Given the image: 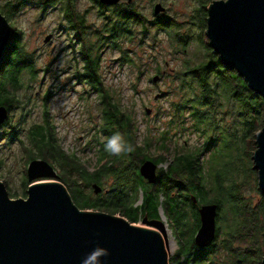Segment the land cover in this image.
I'll return each instance as SVG.
<instances>
[{"label":"rangeland","instance_id":"obj_1","mask_svg":"<svg viewBox=\"0 0 264 264\" xmlns=\"http://www.w3.org/2000/svg\"><path fill=\"white\" fill-rule=\"evenodd\" d=\"M9 1L11 0H0L2 8L0 13L6 17L14 34L16 30H21V41L26 51L32 53L36 68V76L33 80L32 75L27 71L22 73L21 79L26 85L17 91L20 99L22 98L21 103L9 112L11 116L9 124L0 127V180L4 182L12 198L27 197L28 187L23 185V177L33 152L40 154L39 150H28L30 147L33 148L30 129L36 124L44 123L45 110L51 117L46 130L47 138L48 130L55 131L54 134L66 152H74L80 157L88 171L93 172L97 168L96 162L100 152L97 142H104L106 137L100 132L103 122L96 92L92 91L91 85L86 80L75 76L78 71L80 74L84 73L85 63L81 55L83 42L87 47L93 45L94 50L98 49L100 80L120 105L129 107L133 111L139 141L148 138L153 142L154 146L149 151L152 155L166 153L167 161L161 168L168 169L175 156L191 153L201 147L205 136L202 132L191 128L193 120L186 119L185 123L189 129L182 131L177 123L184 115L177 118L175 111H169L168 108L171 102L180 99L179 77L183 64L190 60L193 64H197L205 57L202 44L207 41L205 32L208 16L205 17L204 11L197 16V8L202 0H132L133 8L148 21L147 38H142V29L137 25L134 32L136 37L131 41L123 42L120 50L114 49L108 42H103L99 46L96 33L103 30L105 21L103 16L99 15L100 6L98 5L97 8L94 0L71 1L74 12L79 13L78 16L83 19L86 28L84 30L86 40L82 41H79L68 26L62 0H26L14 13L10 12L12 15L8 17L4 6ZM47 1L49 2L45 3ZM155 2L162 3L168 9L158 21L153 17L152 12ZM110 15L107 11L104 16ZM158 22L160 27H157ZM48 34H52V38L46 43L44 38ZM170 35L175 38V43ZM122 57L130 58L131 62H124ZM156 68H159L160 73ZM156 74L160 75V79L154 83L152 78ZM147 108L151 110L149 114L146 112ZM160 111H164L165 115L159 116ZM222 116L224 120L221 119ZM218 118L220 122L229 126L237 120V116L231 113L218 115ZM246 128L244 126L243 131ZM164 132L167 133V139L165 152H162L156 146H159V140ZM239 147L243 152H247L245 144ZM207 153L209 156L210 152ZM253 153L254 148L249 153V158L242 155L245 158L243 166L246 170L238 177L245 179L246 182L244 186H240L241 193L238 190L235 192L228 190L219 194L217 237L213 241L218 246L221 245L225 234L235 228L238 229L242 217H235V212L240 208L246 211L245 216L250 215L255 219V235L261 238L262 234L264 235V194L257 186L258 173L254 169ZM53 166L59 174V168L55 164ZM74 178L84 188L87 196L93 199L100 198L103 202L109 199L110 190L115 184L114 177L101 176L98 184L102 187V191L100 194H95L91 187L92 183L86 186L77 175ZM40 180L59 181L57 178H40ZM61 183L71 191L69 183ZM223 184L228 185L227 180ZM207 195L212 197L215 192H207ZM141 196L140 193L136 205L141 203ZM160 199L164 200V196L161 195ZM159 212V220L165 224L168 264H181L188 256L180 255V243L171 220L162 207L159 208ZM115 213L124 217L120 211ZM186 213L190 216L184 220L186 225L189 224L185 228L184 239L187 243L192 239L194 244L197 230L194 231L192 227L194 226L193 209L188 204ZM144 217L147 216L142 215L139 221L133 224L154 228L142 222ZM261 245L263 246V240ZM197 254L201 256L203 253ZM261 255L260 247L252 250L248 264H261ZM218 257H221L220 254Z\"/></svg>","mask_w":264,"mask_h":264},{"label":"trees","instance_id":"obj_2","mask_svg":"<svg viewBox=\"0 0 264 264\" xmlns=\"http://www.w3.org/2000/svg\"><path fill=\"white\" fill-rule=\"evenodd\" d=\"M62 1L68 26L80 39L79 41L86 40L83 19L78 16L79 13L74 12L72 0ZM25 2L26 0L9 1L4 6L8 17L12 15L10 12L14 13ZM94 2L99 4L97 0ZM100 8L99 15H103L105 20L118 17L125 22H119L117 26L105 24L103 30L96 33L99 46L103 42H108L114 49H122L123 42L131 41L136 37L134 32L137 25H140L142 29V38H147L148 21L135 9L129 11L127 8L114 5H100ZM107 11L111 14L110 16H104ZM163 30L167 32L166 29ZM170 37L175 43V38L171 35ZM21 39V30H16L15 34L12 30L9 46L5 49L0 61V105H5L9 112L21 103L22 98L20 99L17 91L26 85L22 82V73L27 71L32 75V80L36 76L34 57L32 53L26 51ZM206 40L204 45L202 44L205 55L203 60L197 64H193L192 60L183 64V70L179 77L181 81L180 99L171 102L168 108L169 111H175L177 118L184 115L177 123L182 131L189 129L185 122L190 118L193 120L191 128L202 132L205 138L201 147L191 153L175 156L168 169L161 168L155 184L150 185L145 181L138 171L139 165L147 159L153 160L157 164H163L167 161L166 153L152 155L149 151L154 146L153 142L148 138L139 141L133 111L129 107L125 108L120 105L119 101L117 102L113 98L112 93L103 86L98 72V49L94 50L93 45L87 47L84 42L81 48V55L85 63L84 73L80 74L78 71L75 76L78 79L86 80L91 85L92 91L96 92V99L99 101L101 109L103 123L100 132L106 137V140L97 142L100 151L96 162L97 168L93 172L88 171L80 157L74 152H66L54 134L55 131L48 130L47 138L46 130L51 119L47 110L43 113L44 123L36 124L30 129L33 148L30 147L28 150H39L40 154L33 152V157L29 161L42 158L51 162L52 165L55 164L60 170L57 180L64 184L69 183L71 186L69 193L81 209H96L110 214L120 211L122 216L131 223H137L142 215L160 219L159 208L162 207L178 236L181 247L180 255L188 256L181 264L190 262L193 264H248L252 250L260 247L261 256H264V235L262 234V238L255 235V219L250 215L245 216L246 211H243L242 208L235 212V217H242L238 229L235 228L227 235L225 234L221 245L218 246L214 242L207 248H199L193 244L192 239L188 243L184 239L185 228L189 226V224H185L184 220L190 216L186 213L187 204L193 209L192 224L194 226L192 227H194V231L200 226L198 205L191 204L190 193L195 194L201 203L217 204H219L221 192L238 190L241 193L240 186H244L246 182L245 179L238 177L243 175L246 170L243 166L245 158L242 155L249 158V153L253 148L255 152L256 133L262 130L264 125V99L262 96L248 88L247 83L234 69L226 68L219 56L213 52L207 37ZM122 60L131 62L128 57H122ZM156 70L160 73L159 68ZM225 113L237 116V120L232 122L231 126L220 122L218 118V115ZM161 115H165L164 111L159 112V116ZM221 119L224 120L223 116ZM10 120L9 113L8 119L3 125L7 126ZM244 126L247 127L245 131H243ZM117 134L121 136L124 148L119 154H113L105 150V145L110 138ZM215 134L217 136H214ZM166 139L167 133L164 132L159 140V146H156L162 152H165ZM241 144L246 145L247 152L241 150L239 147ZM207 152H210L209 156ZM76 175L85 182L86 186L93 182L98 183L101 176L114 177L115 184L110 190L109 199L103 202L98 198L93 199L87 196L84 193V188L74 178ZM226 180L228 185L223 184ZM23 185L26 187L29 185L26 172L23 177ZM175 188L178 189V195L172 196ZM207 192H215V195L208 197ZM140 193L142 194L141 203L136 205ZM122 194L128 197L122 200ZM161 195L164 196V200L160 199ZM10 197L12 198L11 195ZM262 240L263 246L261 245ZM198 252L203 254L199 256ZM219 254L221 257H218Z\"/></svg>","mask_w":264,"mask_h":264},{"label":"water","instance_id":"obj_3","mask_svg":"<svg viewBox=\"0 0 264 264\" xmlns=\"http://www.w3.org/2000/svg\"><path fill=\"white\" fill-rule=\"evenodd\" d=\"M118 1L99 0L103 5ZM164 10L161 3L153 9L155 14ZM207 15L205 34L213 52L264 99V0H214L208 5ZM11 33V25L0 13V61ZM51 38L52 34L46 35L44 42ZM159 79L156 74L152 81ZM146 112L151 110L147 108ZM8 116V108L0 105V127ZM255 144L252 160L258 187L264 194V125L256 133ZM159 166L147 159L138 171L153 184ZM26 173V198H11L0 180V264H168L162 220L144 217L142 222L154 227L147 228L120 215L81 209L61 182L40 180L58 178L54 166L44 159L32 160ZM91 187L95 194L102 190L97 182ZM192 200L196 202L195 197ZM217 212V203L199 207L195 246L207 248L215 240ZM97 250L103 254L91 259Z\"/></svg>","mask_w":264,"mask_h":264},{"label":"flooded vegetation","instance_id":"obj_4","mask_svg":"<svg viewBox=\"0 0 264 264\" xmlns=\"http://www.w3.org/2000/svg\"><path fill=\"white\" fill-rule=\"evenodd\" d=\"M98 1V3L99 4H97V2H94L95 3V5H96V7L98 8V5L100 6V5H103V4H101L100 2H99V0H97ZM214 0H211V1H209V2H204L203 0H202V2L198 5V8H197V16L202 12V11H204V13H205V17L206 16H208L207 15V8H208V5L211 3V2H213ZM133 2V1H132ZM132 2H128V0H119L116 4H114V6H117V7H121V8H127L129 11H131V10H133L134 8V4H132ZM154 4H157L156 2L154 3ZM162 4V3H161ZM106 6V5H105ZM112 6V5H111ZM155 6V5H154ZM163 6V5H162ZM104 7V6H103ZM164 8H165V10L164 11H161L160 13H158V14H155L154 13V11H153V9H152V12H153V17H156L155 19L158 21L159 19H161L160 17L162 16V14H165L167 11H168V9L165 7V6H163ZM101 8L99 7V10H100ZM101 16H103V15H101ZM196 16V17H197ZM164 17H166V16H164ZM196 17H195V21H196ZM103 19H104V17H102ZM104 21H105V24H111L112 26H117L118 25V23L119 22H122V23H124L125 21L124 20H120V19H118V17H112V18H110V19H107V20H105L104 19ZM104 24V25H105ZM80 40V39H79ZM161 166H162V164H160V166L156 169V174H157V179H158V177H159V174H160V169H161ZM145 181L147 182V180L145 179ZM156 182H157V180H156ZM155 182V183H156ZM148 183V182H147ZM155 183H153V184H155ZM149 184V183H148ZM153 184H150V185H153ZM102 191V190H101ZM101 191L98 193V194H100L101 193ZM178 189H176L175 188V192H173V194L174 195H172V196H177L178 195ZM193 193H190V202H191V204H193V205H198V207H197V209H199V207L201 206V205H203V204H208V203H201L199 200H198V198L195 196V195H192ZM128 196L127 195H124V194H122V200H125V198H127ZM193 197H195L196 198V202H193V200H192V198ZM98 200L99 201H103V200H100V198H98ZM218 208H219V204H218ZM147 219L148 220H152V218H149L148 216H147Z\"/></svg>","mask_w":264,"mask_h":264},{"label":"clouds","instance_id":"obj_5","mask_svg":"<svg viewBox=\"0 0 264 264\" xmlns=\"http://www.w3.org/2000/svg\"><path fill=\"white\" fill-rule=\"evenodd\" d=\"M124 148V145L121 143V136L119 134L113 136L108 140L105 145V150L113 154H119ZM103 254L102 250H97L91 259H95L96 256Z\"/></svg>","mask_w":264,"mask_h":264}]
</instances>
